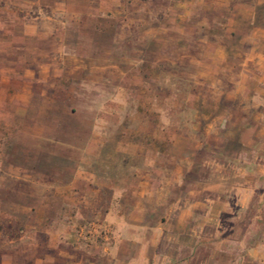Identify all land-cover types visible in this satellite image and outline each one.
Wrapping results in <instances>:
<instances>
[{
    "label": "crops",
    "instance_id": "obj_1",
    "mask_svg": "<svg viewBox=\"0 0 264 264\" xmlns=\"http://www.w3.org/2000/svg\"><path fill=\"white\" fill-rule=\"evenodd\" d=\"M56 51L78 161L41 179L0 131V264H264V0H0V129Z\"/></svg>",
    "mask_w": 264,
    "mask_h": 264
},
{
    "label": "rangeland",
    "instance_id": "obj_2",
    "mask_svg": "<svg viewBox=\"0 0 264 264\" xmlns=\"http://www.w3.org/2000/svg\"><path fill=\"white\" fill-rule=\"evenodd\" d=\"M108 32V30H104L99 33L98 39L100 41L107 39ZM67 35L70 39L76 38V30L71 28ZM88 35H90V32H87ZM56 37L57 39L60 38L61 33H58ZM105 48L108 51L107 47ZM118 52H120V48ZM57 55L58 51L55 52L54 71H48V76L22 79V84L26 85V89H29L28 96H30L26 109L22 110L21 114L15 113V115L13 111H10V115H8L11 119L9 120L10 124L0 129L6 136L4 143L7 144L8 148L6 149H9L11 154L16 149L15 144L21 146L22 152L31 148L35 149L37 153L31 159L32 162L37 163L38 167L41 168L52 167L51 173L47 174V176L39 175V177L54 182L62 181L64 178L63 169L68 166L72 167L78 161L77 148L79 143L77 137L85 131L83 121L89 116V111L84 110L80 105L84 101L85 95H79L76 92L79 78L77 76L63 77V74L67 73V71H77L75 66L78 63L72 60L62 63ZM50 73L53 75H50ZM43 74L45 75L46 72H43ZM135 80L133 79V81ZM138 80L141 86L142 79ZM127 81L132 82V79H119L121 83ZM87 96L91 101L94 98L93 95ZM133 98L137 99L135 94ZM140 98L138 97V100H141ZM125 99V95H118V100L125 101ZM245 105L250 104L246 103ZM232 107L233 110L230 112L233 118L251 116V111H248L247 108L245 110L239 109L236 101L232 104ZM118 113L123 117L126 112L125 110H119ZM14 118L15 120L21 119L22 124L14 125ZM14 134L17 135L15 138L16 143L13 142L12 135ZM251 136L250 132H247V139L259 141L257 136L256 138ZM9 139H12V141L9 142ZM259 143L261 148L264 149V139L259 141ZM45 151L48 152V155H45ZM11 154H9V158L12 160ZM27 160L29 161L30 159ZM253 264L256 263L253 262Z\"/></svg>",
    "mask_w": 264,
    "mask_h": 264
}]
</instances>
